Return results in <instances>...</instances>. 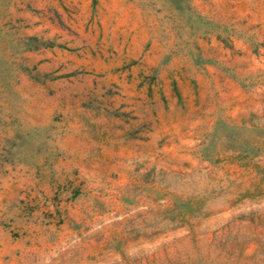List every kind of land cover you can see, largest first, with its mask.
I'll list each match as a JSON object with an SVG mask.
<instances>
[{"label": "rangeland", "instance_id": "1", "mask_svg": "<svg viewBox=\"0 0 264 264\" xmlns=\"http://www.w3.org/2000/svg\"><path fill=\"white\" fill-rule=\"evenodd\" d=\"M0 264H264V0H0Z\"/></svg>", "mask_w": 264, "mask_h": 264}]
</instances>
